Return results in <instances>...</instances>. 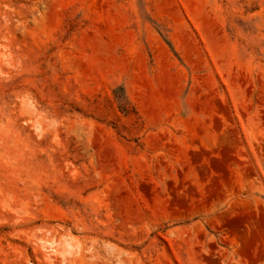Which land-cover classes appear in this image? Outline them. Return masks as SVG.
Listing matches in <instances>:
<instances>
[{
	"label": "rangeland",
	"instance_id": "374dc122",
	"mask_svg": "<svg viewBox=\"0 0 264 264\" xmlns=\"http://www.w3.org/2000/svg\"><path fill=\"white\" fill-rule=\"evenodd\" d=\"M0 264H264V0H0Z\"/></svg>",
	"mask_w": 264,
	"mask_h": 264
},
{
	"label": "bare ground",
	"instance_id": "6f19581e",
	"mask_svg": "<svg viewBox=\"0 0 264 264\" xmlns=\"http://www.w3.org/2000/svg\"><path fill=\"white\" fill-rule=\"evenodd\" d=\"M44 242H45V244H46V243H47V244H46V245H43V244H42V247H43L44 250L47 252V254H49V255H50V254H53V253L56 254V253L58 252L57 249L55 248V246H54L53 243H52L53 241H52V242H48V241H45V240H44L42 243H44Z\"/></svg>",
	"mask_w": 264,
	"mask_h": 264
}]
</instances>
